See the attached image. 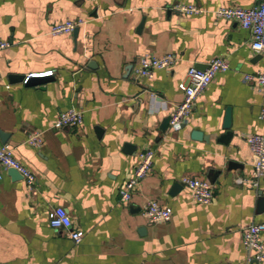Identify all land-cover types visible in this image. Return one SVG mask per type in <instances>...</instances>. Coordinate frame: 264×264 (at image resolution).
I'll use <instances>...</instances> for the list:
<instances>
[{"label": "crops", "instance_id": "crops-1", "mask_svg": "<svg viewBox=\"0 0 264 264\" xmlns=\"http://www.w3.org/2000/svg\"><path fill=\"white\" fill-rule=\"evenodd\" d=\"M257 2L0 0V40L10 42L0 56V130L10 137L0 146L37 176L29 188L0 168V264H247L243 233L264 224V177L258 189L244 182L254 163L246 139L264 133V121L261 92L244 76L263 71L264 57L249 30L212 11ZM180 3L207 11L186 15ZM76 18L85 23L74 32L50 33ZM166 53L177 57L174 66L134 81L140 56ZM215 57L229 69L198 96L181 129L168 123L163 131L188 70ZM47 70L53 75L32 85L21 81ZM70 108L83 111L82 126L54 127ZM33 131L42 133L40 148L27 142ZM145 148L154 150L153 167L123 203L119 189ZM183 176L212 182L211 202L192 199ZM149 200L171 207V220L150 224ZM56 206L84 232L80 243L50 225Z\"/></svg>", "mask_w": 264, "mask_h": 264}, {"label": "built area", "instance_id": "built-area-1", "mask_svg": "<svg viewBox=\"0 0 264 264\" xmlns=\"http://www.w3.org/2000/svg\"><path fill=\"white\" fill-rule=\"evenodd\" d=\"M176 9L186 15H199L207 10L196 4L180 3ZM217 18L233 20L242 28L250 31L251 47L264 57V0L258 2L249 8L242 7H219L212 11ZM85 20L82 18L66 19L52 25L50 33L60 35L72 33L82 26ZM10 46V42L0 40V56L2 52ZM177 62V57L172 53H166L162 56L143 55L140 56L133 67L134 81L142 79H152L157 70H168ZM229 69L228 61L223 57L212 58L205 69L192 66L186 74V84L184 87V96L180 103L176 104L170 113L169 125L173 130H179L188 121L198 96L205 91L213 78L220 72H226ZM53 70L42 72H33L26 75L23 83L26 84L32 79L42 78L53 75ZM245 81L254 82L262 95V106L259 113V119L264 121V70L256 74H246ZM84 122L83 111L77 108H70L61 112L54 121V127L62 128L81 127ZM249 149L254 157L252 178L244 179L255 189L260 186L261 179L264 177V133H255L247 137ZM27 142L40 148L43 144L42 133L33 131L29 134ZM154 150L145 148L138 154V163L130 177L119 189L120 200L123 203L129 202L134 190L141 181L148 175L153 167ZM0 168L17 170L27 187L34 188L37 184V176L20 160L15 158L13 149L8 145L0 146ZM2 174L0 173V179ZM183 186H186L192 199L200 204H208L214 195V184L210 181L183 176L180 180ZM143 215L150 224L170 221L173 215L171 207L161 206L156 200H149L143 209ZM49 223L53 228H64L75 243H80L84 232L75 230L72 227V221L66 208L62 206L53 207L49 212ZM264 224H249L243 233V245L246 249L247 264H260L264 260Z\"/></svg>", "mask_w": 264, "mask_h": 264}, {"label": "water", "instance_id": "water-1", "mask_svg": "<svg viewBox=\"0 0 264 264\" xmlns=\"http://www.w3.org/2000/svg\"><path fill=\"white\" fill-rule=\"evenodd\" d=\"M23 79H24V77H21V81H23ZM35 80L36 79L30 80L28 83H26V85H32V84H34L35 83ZM169 121H170V116L167 117L163 121V124H162V130L163 131L166 130ZM193 135L197 139H202L204 137V135H203V133L201 131H194ZM9 137H10V135L8 133H5V132H3V131L0 130V138H1V141H2L3 144H7ZM9 170H10L11 173H13L14 175H16L17 177L22 178L21 174L17 170H15V169H9ZM176 188H177V185L175 186V189Z\"/></svg>", "mask_w": 264, "mask_h": 264}]
</instances>
